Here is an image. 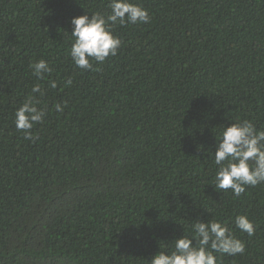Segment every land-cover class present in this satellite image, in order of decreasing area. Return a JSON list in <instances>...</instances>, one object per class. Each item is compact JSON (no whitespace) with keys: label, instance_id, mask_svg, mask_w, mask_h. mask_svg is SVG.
Here are the masks:
<instances>
[{"label":"trees","instance_id":"trees-1","mask_svg":"<svg viewBox=\"0 0 264 264\" xmlns=\"http://www.w3.org/2000/svg\"><path fill=\"white\" fill-rule=\"evenodd\" d=\"M132 2L151 22L112 25L118 54L85 71L71 20L111 0H0V264H150L208 219L245 244L219 264H264V184L214 190L223 127L264 131V0ZM29 96L47 109L35 143L14 123Z\"/></svg>","mask_w":264,"mask_h":264},{"label":"clouds","instance_id":"clouds-1","mask_svg":"<svg viewBox=\"0 0 264 264\" xmlns=\"http://www.w3.org/2000/svg\"><path fill=\"white\" fill-rule=\"evenodd\" d=\"M108 7L111 11L106 17L97 12L71 20L73 43L69 55L74 66L82 70L93 71L94 63L103 64L118 54L122 41L113 34L112 25L151 22L148 10L132 0H111ZM29 67L38 79H43L45 73L52 71L43 59ZM49 83L51 88L57 87L55 81ZM71 84V78L67 79L65 86ZM32 93L43 95L39 85L33 86ZM38 105L39 100L29 96L14 113L16 129L33 143L38 136L33 134L32 129L36 124L43 123L47 115V109ZM53 107L56 112L62 113L67 104L57 103ZM214 157L217 166L215 191L231 190L235 197H239L247 187L264 184V131H258L249 120L237 119L230 126L223 127ZM234 226L249 237L255 234V225L246 215L236 216ZM170 245L165 250L160 248L150 264H219L217 254L236 256L245 252V244L234 234V229L214 219L194 221L191 232L183 234Z\"/></svg>","mask_w":264,"mask_h":264}]
</instances>
